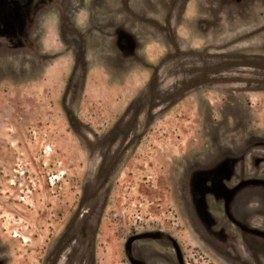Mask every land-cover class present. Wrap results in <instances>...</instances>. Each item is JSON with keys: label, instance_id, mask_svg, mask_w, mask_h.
<instances>
[{"label": "rangeland", "instance_id": "obj_1", "mask_svg": "<svg viewBox=\"0 0 264 264\" xmlns=\"http://www.w3.org/2000/svg\"><path fill=\"white\" fill-rule=\"evenodd\" d=\"M253 178L264 0H50L27 46L0 40V264L178 262L158 232L186 264H264L220 192ZM232 198L264 231V185Z\"/></svg>", "mask_w": 264, "mask_h": 264}, {"label": "flooded vegetation", "instance_id": "obj_2", "mask_svg": "<svg viewBox=\"0 0 264 264\" xmlns=\"http://www.w3.org/2000/svg\"><path fill=\"white\" fill-rule=\"evenodd\" d=\"M50 0H0V40L5 41L9 46H18V47H25L27 46L28 42V35L30 30H32V26L34 24V19L37 17L38 13L42 10V5L48 3ZM235 179L236 175L233 177ZM239 182L234 183L232 180L226 183L225 186H222L220 192L222 196V207H223V214L229 221V223L239 228L240 230L250 233L247 229L252 227L253 225L248 222L249 216L247 215L243 222L240 219H233V216L230 215L234 212L236 216L237 210L231 211L228 213V210L225 208V200L224 195L226 192L223 187H227L228 189L233 188ZM211 181L208 179L204 183V188L208 189L210 187ZM237 192V191H236ZM235 192V193H236ZM233 198L230 201L232 203ZM245 221V223H244ZM249 223V225H248ZM157 238L163 240L167 245V247L172 246L174 247V240L170 238L168 235L158 232ZM132 244V243H131ZM129 257H131L129 253V247L126 250ZM137 261H131V264H152L151 258L147 256L146 252H141L137 255ZM158 264H186L184 258L181 256V259L178 262H174L172 258L165 256V257H155Z\"/></svg>", "mask_w": 264, "mask_h": 264}, {"label": "water", "instance_id": "obj_3", "mask_svg": "<svg viewBox=\"0 0 264 264\" xmlns=\"http://www.w3.org/2000/svg\"><path fill=\"white\" fill-rule=\"evenodd\" d=\"M206 181V177L203 175H198L194 182H193V187H194V190L198 191L200 194H203V191H201L202 189V185L205 183ZM248 184H253V185H264V179H257V178H253V179H246V180H242L240 181L236 186H234L233 188H226V187H223L224 190H225V195H224V200H225V208L227 209L228 208V204L230 203L232 197L234 196V193L236 191H238V189L248 185ZM250 233H253V234H259V235H264V231H260V230H257V229H252V228H249L247 229ZM139 237H141L140 235H136V236H132L130 237L127 242H126V245H125V248L126 250L128 249V247L131 245V243L133 241H135L136 239H138ZM174 246L177 250V253H178V257L179 259H181L180 257V253H179V249H178V246L176 245V243L174 242Z\"/></svg>", "mask_w": 264, "mask_h": 264}]
</instances>
